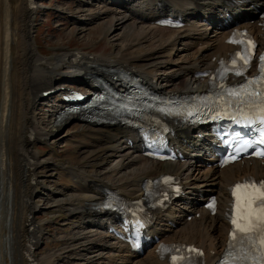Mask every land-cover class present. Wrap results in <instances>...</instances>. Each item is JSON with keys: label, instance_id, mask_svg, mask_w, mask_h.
<instances>
[{"label": "bare ground", "instance_id": "6f19581e", "mask_svg": "<svg viewBox=\"0 0 264 264\" xmlns=\"http://www.w3.org/2000/svg\"><path fill=\"white\" fill-rule=\"evenodd\" d=\"M103 3L102 12L108 17L106 22L113 28L119 46L115 56L75 51L60 53L51 60L34 54L33 39L28 37L37 8L33 1L0 0V264H60L63 260L64 264H85L88 260L98 264L96 258L101 264H170L159 257L157 245H148L144 257L136 259L140 254L121 244L117 234L109 230L113 214L95 206L102 202L106 188L128 197H141L144 181L166 172L174 174L183 194L153 213L148 235H156L165 242L199 246L205 254L203 264H213L228 240L226 214L230 189L242 179L264 178V161L245 160L223 168L210 165L206 171L195 174L192 162L210 141L208 133L198 128L177 124L175 136L185 159L181 163L159 162L143 155L141 140L127 125L91 123L77 113L57 119L56 113L67 99V83L85 87L86 91L95 87L96 75L119 83L106 73L112 68L136 73L151 87L167 93L205 88L208 78L198 74L214 70L219 60L233 51L227 42L233 27L247 28L257 41L263 40L264 19L258 18L256 11L264 0H103ZM117 8L120 9L116 11ZM165 13L183 17L185 24L174 29L156 24ZM227 13L234 18L225 23ZM144 42L146 48L134 56L150 54L146 62L139 63L127 51L142 47ZM177 44L183 51L195 49L190 60L181 54L174 58L171 51H166ZM166 62L173 65L166 66ZM49 90L61 91V98L49 102V93L43 95ZM66 125L81 126L82 136L88 139L85 147L77 145L81 161L68 167L75 186L58 193L42 187L47 193L42 191L41 197L36 189L52 177V172L48 167L44 179L40 178L38 169L47 163V158L37 157L31 151L32 144L35 140L53 139L54 133ZM121 148L123 153L117 154ZM82 161L86 167L79 165ZM212 192L218 200L215 214H210L201 201L207 200ZM43 198L41 207L36 199ZM46 206L62 209L67 217L76 219V226L63 248L38 256L31 251L30 244H39L48 225L33 216ZM191 214L194 216L188 221ZM112 224L118 228L116 223Z\"/></svg>", "mask_w": 264, "mask_h": 264}, {"label": "rangeland", "instance_id": "374dc122", "mask_svg": "<svg viewBox=\"0 0 264 264\" xmlns=\"http://www.w3.org/2000/svg\"><path fill=\"white\" fill-rule=\"evenodd\" d=\"M35 2L37 8L32 16V29L28 37L33 39V53L37 56L54 60L60 53H71L75 51L78 53H87L92 56L98 55L104 57H114L118 52L119 46L115 42L114 33H112L113 28L110 29L109 21L106 22V18L108 17L102 12V9H104V7H101L104 4L103 0H35ZM87 3L88 5H86ZM119 9L117 8L116 11ZM120 11L123 12V9ZM99 15L100 17L96 18ZM141 46L140 48L127 51V53H130L129 57H134V61L139 63L141 61L146 62L147 54H150L148 52L147 54L144 53V56L141 53L138 56H134L146 48V43L144 42ZM194 50V48H191L190 50L183 51L180 44H177L172 50L170 48L166 49L167 52L171 51V55L175 56L174 58L181 54L187 60L192 58V51ZM176 54L178 55L176 56ZM165 65L170 66L173 63L166 62ZM73 86L78 87L75 83L66 84V88ZM60 92L56 91L48 94L47 100L50 102L54 98L55 100L60 99ZM45 108L49 107L45 106ZM44 111L45 109L42 113ZM52 138L45 142L35 140L31 148V151L40 159L47 158V163H42L38 169L40 171V178L44 179V171L48 167L52 172V177L46 178L44 185H39L36 189L37 192H41V197H44V193H47L44 191L46 187L51 193H58L62 189L72 190V186L75 185L73 184L72 177L68 173V167H72L81 161L77 145L85 147L88 143V139H85L81 134V126H74L73 128L71 126L69 127V125L63 126L54 133ZM119 150H117L119 151L117 154H122V148ZM112 158H109V160ZM82 163L83 161L79 165L87 166ZM207 168L202 162H192V170L195 174L198 172L202 173ZM109 179L112 180V178ZM212 194L215 193L212 192ZM197 197L202 198L200 196ZM45 198L36 199V203L42 207ZM203 200L201 199V201ZM181 208H184V205ZM185 211L190 213L191 210L185 207ZM33 217L35 219L37 218L38 220H36L40 222L46 221L48 225L46 231H44V238L34 250L38 256H42L58 248L61 249L69 241L71 231L76 226V219L67 217L62 209H49L46 206L43 211L34 213ZM145 254H140L136 259H142ZM116 260L119 259L116 258ZM95 261L101 264V260L96 258ZM64 262L65 260L61 261L60 264H64ZM81 262H85V260ZM85 264H92V262L88 260Z\"/></svg>", "mask_w": 264, "mask_h": 264}, {"label": "snow or ice", "instance_id": "6c2138e0", "mask_svg": "<svg viewBox=\"0 0 264 264\" xmlns=\"http://www.w3.org/2000/svg\"><path fill=\"white\" fill-rule=\"evenodd\" d=\"M241 59L247 65L248 60L243 57ZM260 60L262 62L260 80L264 81V55L260 57ZM233 63L235 64V61ZM236 74L240 75L241 73L237 72ZM250 95L264 96V92L250 93ZM260 112L261 115L258 119L264 124V104L260 106ZM249 123H252V121H249ZM261 134L262 138L259 143L264 144V128L261 129ZM245 144H248V142L245 141ZM255 154L264 156V151L256 152ZM233 196L236 198L234 206L236 215L231 218L233 229L230 233V238L235 239L240 234L241 241H243L251 239V234L255 232L258 233L259 244L264 249V181L259 182V185L255 181H245L243 184H237L233 189ZM209 207H214V203L209 205ZM255 242L253 241L254 244ZM231 247H233L232 244H230ZM173 262L176 264V257H173Z\"/></svg>", "mask_w": 264, "mask_h": 264}]
</instances>
